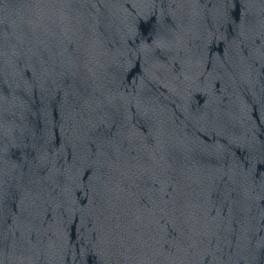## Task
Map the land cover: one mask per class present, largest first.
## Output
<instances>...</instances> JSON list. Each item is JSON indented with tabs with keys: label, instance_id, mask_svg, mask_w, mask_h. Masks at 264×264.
Masks as SVG:
<instances>
[{
	"label": "water",
	"instance_id": "1",
	"mask_svg": "<svg viewBox=\"0 0 264 264\" xmlns=\"http://www.w3.org/2000/svg\"><path fill=\"white\" fill-rule=\"evenodd\" d=\"M0 264H264V0H0Z\"/></svg>",
	"mask_w": 264,
	"mask_h": 264
}]
</instances>
